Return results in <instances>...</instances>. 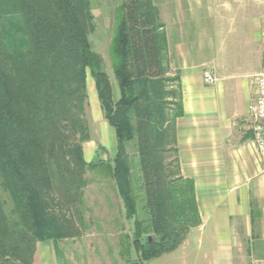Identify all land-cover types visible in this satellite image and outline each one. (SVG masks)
Masks as SVG:
<instances>
[{
    "label": "trees",
    "instance_id": "obj_1",
    "mask_svg": "<svg viewBox=\"0 0 264 264\" xmlns=\"http://www.w3.org/2000/svg\"><path fill=\"white\" fill-rule=\"evenodd\" d=\"M26 44L0 31V264H33L36 244L76 235L73 210L86 169L111 166L140 261L176 250L199 223L193 183L169 177L161 153L176 151L165 82L167 42L151 0H121L110 46L118 87L92 50L89 0H15ZM90 73L117 141L111 161H87L76 132ZM86 133L82 141L88 140ZM133 144V153L125 144ZM67 227V228H66ZM56 247V246H55Z\"/></svg>",
    "mask_w": 264,
    "mask_h": 264
},
{
    "label": "crops",
    "instance_id": "obj_2",
    "mask_svg": "<svg viewBox=\"0 0 264 264\" xmlns=\"http://www.w3.org/2000/svg\"><path fill=\"white\" fill-rule=\"evenodd\" d=\"M151 1L167 42L165 76L177 92L164 126H173L178 176L192 181L199 217L178 248L198 264H264V161L248 109L264 65V0ZM225 30L243 39L216 42L213 32ZM207 68L213 85L203 80ZM52 247L37 242L33 264H55Z\"/></svg>",
    "mask_w": 264,
    "mask_h": 264
},
{
    "label": "rangeland",
    "instance_id": "obj_3",
    "mask_svg": "<svg viewBox=\"0 0 264 264\" xmlns=\"http://www.w3.org/2000/svg\"><path fill=\"white\" fill-rule=\"evenodd\" d=\"M89 1L92 21L88 38L92 50L102 59V67L110 77L116 100L118 87L112 73L110 46L114 26L120 15L121 0ZM0 31L3 45L7 49L17 50L26 44L15 0H0ZM243 33L247 34L248 31L245 29ZM213 37L216 42L219 39H243L242 32L226 30L213 32ZM86 85L87 96L83 103L84 112L81 114L83 133L76 132L75 139L82 145L87 161L100 158L107 159V162L111 161L112 164L115 154L113 142L116 139H113L111 132H114V129L109 127L104 119V112L89 72ZM165 86L175 90L174 79L166 81ZM167 102V105L171 103L170 99ZM84 133L89 137L86 141L81 140ZM133 151V144L127 143L126 152L131 154ZM161 156L169 177H173L172 174L177 173L178 162L175 152L170 150L161 153ZM83 178L85 184L81 191V200L72 215L75 226L73 225V229L69 226V231L76 230V235L59 239L55 242V248L54 243L50 241L53 244L52 258L55 264H198L191 261L189 249L182 248L140 261L132 246L133 223L124 216L125 211L116 191L111 166L104 164L94 169H86Z\"/></svg>",
    "mask_w": 264,
    "mask_h": 264
},
{
    "label": "built area",
    "instance_id": "obj_4",
    "mask_svg": "<svg viewBox=\"0 0 264 264\" xmlns=\"http://www.w3.org/2000/svg\"><path fill=\"white\" fill-rule=\"evenodd\" d=\"M262 40L264 45V15L262 17ZM203 80L207 85H213L217 81L213 68H207L203 72ZM253 96L249 104V114L252 119L251 130L253 141L264 161V65L254 76Z\"/></svg>",
    "mask_w": 264,
    "mask_h": 264
}]
</instances>
